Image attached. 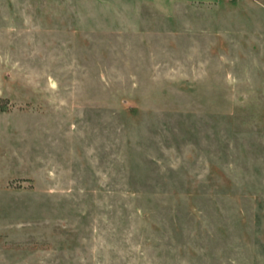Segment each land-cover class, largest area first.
<instances>
[{
  "label": "rangeland",
  "instance_id": "rangeland-1",
  "mask_svg": "<svg viewBox=\"0 0 264 264\" xmlns=\"http://www.w3.org/2000/svg\"><path fill=\"white\" fill-rule=\"evenodd\" d=\"M0 264H264V0H0Z\"/></svg>",
  "mask_w": 264,
  "mask_h": 264
}]
</instances>
